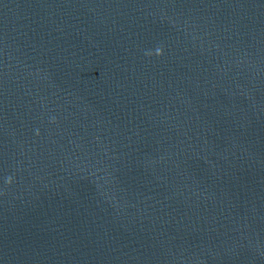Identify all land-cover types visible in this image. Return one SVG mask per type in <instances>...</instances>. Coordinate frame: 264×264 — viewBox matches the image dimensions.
I'll return each mask as SVG.
<instances>
[{"label":"water","instance_id":"water-1","mask_svg":"<svg viewBox=\"0 0 264 264\" xmlns=\"http://www.w3.org/2000/svg\"><path fill=\"white\" fill-rule=\"evenodd\" d=\"M0 264H264V0H0Z\"/></svg>","mask_w":264,"mask_h":264}]
</instances>
